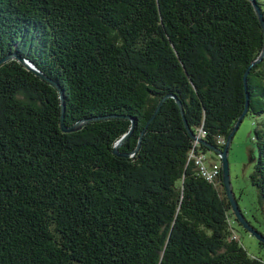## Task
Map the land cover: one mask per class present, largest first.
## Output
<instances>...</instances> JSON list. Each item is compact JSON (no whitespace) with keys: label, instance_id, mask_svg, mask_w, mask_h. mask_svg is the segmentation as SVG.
<instances>
[{"label":"trees","instance_id":"16d2710c","mask_svg":"<svg viewBox=\"0 0 264 264\" xmlns=\"http://www.w3.org/2000/svg\"><path fill=\"white\" fill-rule=\"evenodd\" d=\"M263 44L251 0H0V59L16 52L56 80L67 126L115 115L64 132L58 89L0 63V264H264L233 226L220 155L176 98L147 126L173 94L224 148ZM248 92L245 117L264 116V57ZM128 116L126 157L114 146ZM254 141L264 208V119ZM198 159L219 164L215 180Z\"/></svg>","mask_w":264,"mask_h":264},{"label":"water","instance_id":"95a60500","mask_svg":"<svg viewBox=\"0 0 264 264\" xmlns=\"http://www.w3.org/2000/svg\"><path fill=\"white\" fill-rule=\"evenodd\" d=\"M251 2L253 3V5H254V7L256 9V12L258 14L260 23H261L262 28H263V31H264V13L262 12L260 6L258 5L257 0H251ZM263 57H264V44H263V48H262L261 53L251 63V65L248 67L247 71L244 74V82H245V89H246V105H245V109H244L243 113L241 114V116L239 117V119L237 120V122L235 123L234 128L232 129V131L228 135L227 141H226V144H225L224 148H219V147H217V146H215L213 144L208 143L205 139L199 137L198 135H196L192 131V129H191V127H190V125H189V123H188V121H187V119H186V117L184 115V110H183V105H182L181 100L177 96H175L173 94H168L166 97H164L160 101V103H159L158 107L156 108L154 114L151 116V118L149 119V121L147 123V126H148V124L155 118V116L159 112L161 106L163 105V103H164V101H165V99L167 97H175L176 98V101H177V103L179 104V106L181 108V112H182V115H183V118H184L185 126H186L188 132L193 136V138L195 140H197L200 143L208 146L210 149H212L216 153H218L220 155V157H221V161H222L221 164H222L223 185H224L227 198L230 201L231 209H232L235 217L238 219V221L241 223V225L243 226V228L245 230H247L248 232H250V234H252L254 237H256V239L258 241H260L262 243H264V234L261 231H259L258 229H256L254 227V225L247 219V217L245 216L243 210L241 209V207L239 205L237 196H236V194L234 192V189H233V186H232V181H231V174H230L229 147L232 144V141H233V138H234L235 133L239 129V126H240V124L242 122V119L245 117V115L247 114V112L249 110V103H250L249 99H250V95H249V92H248V75L250 73L251 67L254 66L255 64L259 63L262 60ZM12 58H18L23 64L26 65V67L28 69L34 71L36 74L40 75L42 78L48 80L54 87H56L58 89V91L60 93L61 104H62L61 128H62V130L64 132H72V131L79 130L85 123H87L88 121H91V120H98V119H103V118H108V117H111V116H115V115H106V116L89 117V118H86V119H83V120H80V121L76 122L72 126H67L66 123H65V110H66V107H65V95H64V90H63L62 86L56 80L50 78L45 73H43L33 62H31L28 59L22 58L16 52H14L12 54H8L7 56L1 58L0 59V63H4L7 60L12 59ZM128 118L131 119L132 125H131L129 131L127 133H125L116 142V144L114 146V153L117 154V155H119V156L129 157L131 154H133V153H122L119 150L120 147L126 141L129 140V138L131 137V135L133 134V132H134V130L136 128V119L133 118V117H131V116H128ZM143 134H144V130L141 133L140 142H139L138 146L136 147L135 151H137L139 149L140 145H141V140L143 138ZM253 157L256 160V158H255L254 155H253Z\"/></svg>","mask_w":264,"mask_h":264},{"label":"rangeland","instance_id":"374dc122","mask_svg":"<svg viewBox=\"0 0 264 264\" xmlns=\"http://www.w3.org/2000/svg\"><path fill=\"white\" fill-rule=\"evenodd\" d=\"M262 117L246 116L234 135L229 150L230 174L234 192L239 205L247 219L253 223L259 231L264 233V208L259 202L256 187L252 183L251 176L255 170L258 149L255 144V128ZM254 151V152H253ZM233 226L240 236L241 243L254 256L264 258V248L250 232H247L237 221L231 212ZM257 218L256 219L254 218Z\"/></svg>","mask_w":264,"mask_h":264},{"label":"built area","instance_id":"2783aa9c","mask_svg":"<svg viewBox=\"0 0 264 264\" xmlns=\"http://www.w3.org/2000/svg\"><path fill=\"white\" fill-rule=\"evenodd\" d=\"M198 163L200 164V170L206 176V178L210 181L215 180V177L219 173V164H214L210 169L205 168L204 164L200 162L198 159Z\"/></svg>","mask_w":264,"mask_h":264}]
</instances>
